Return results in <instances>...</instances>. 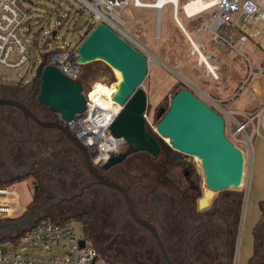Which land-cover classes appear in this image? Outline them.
Returning a JSON list of instances; mask_svg holds the SVG:
<instances>
[{"label":"rangeland","instance_id":"obj_1","mask_svg":"<svg viewBox=\"0 0 264 264\" xmlns=\"http://www.w3.org/2000/svg\"><path fill=\"white\" fill-rule=\"evenodd\" d=\"M141 1L153 2L154 0ZM185 1L186 0H179L180 5ZM21 5L25 9L27 16L26 20L17 28V33L27 45L30 59L27 66L21 69L1 67V84H13L20 81V83H24L29 80L35 73L36 66L40 61L42 53H46L52 48H62L68 50L74 48L80 43L83 39L84 33L90 27L88 23L91 21L92 13L91 11L84 10L85 5L80 0H21ZM208 13L209 10L205 11L203 14L186 17L182 10L179 9L178 20L184 26L185 30H187L190 35L194 36V31L205 20ZM119 14L127 23L123 26V31L126 34V37L130 41L137 44L149 59L147 74L140 87L145 91L147 97L145 115L149 121V126L153 131V135L162 146L163 156L152 157V155L148 156L146 153L141 155L143 161L149 165L151 174L153 176L155 175V177L151 178L148 184L149 189L147 188L145 192H148L149 190L150 194L155 192V195L152 199L148 200V203L147 205H144V208L140 209L148 213H157L161 215L163 211L161 208V201L164 199L163 197L165 194L169 193L170 190L173 189V194L176 199H179L181 193L175 188L169 179L167 180L161 175L164 167L163 162L166 158L169 159V155L171 153L170 151L173 148L169 145L168 137L160 135L155 131V126L159 120L157 113H159L161 109L165 111L169 107L170 99L176 94L178 89L187 86L192 87L190 81L195 82L197 80L194 74L198 75L200 83L208 93H216L218 85L224 80V76L222 75L223 71H219V74L221 75V79L219 81H214L211 77L203 74L204 67L196 65L197 57L189 53L190 43L187 41L180 25L174 20L170 4H165L160 11L159 33H157L158 14L153 8L134 7L130 1L119 10ZM53 31H55L54 35H52ZM205 44V51L210 50L213 46L211 41H206ZM87 66L89 68L88 70L94 72V80L86 86V89H90L91 86L98 82L106 86L115 85L117 80L116 71L110 68L106 63L101 60H95L89 62ZM18 73L23 75L20 80L17 78ZM230 75H232V73ZM37 94L38 92L35 93V101ZM219 104L226 110L231 109V107H235L236 105L235 100L228 99L225 102H219ZM11 114H13L11 119H14V122L17 121L18 125H20L21 122L18 113L17 116H15V112L11 108L0 106V122L1 120L3 122L5 120H9L8 116ZM234 116L236 117V115ZM22 123L23 127H25V121L22 120ZM225 123H227V120H225ZM35 131L36 132L33 133L32 138L24 144L21 151L26 153L27 151L38 150L39 148H32L31 145L34 142H41L40 139L45 141L48 145L55 146L56 150L58 147H62L66 142L64 137L57 132L49 130L43 131L39 135L40 131H37L36 129ZM224 131L225 135L234 144L244 146L245 136L239 132H234L235 125L231 124L229 127L228 123L227 125L225 124ZM22 137H28V131L25 128H23ZM6 140L7 139L0 134V183L16 185V189L19 194V201L22 207H28L32 196L38 194V192L33 190L34 184H36L42 192L44 191V206L56 203V208L59 207L62 209L69 207L70 203L80 202L78 198H74L70 201L65 199L62 200V198L67 197L68 193L71 191L70 186L72 187L73 192H78L79 190V184L72 185L73 179H71L72 176L69 169L60 171L54 168L45 167L44 169H41L44 176L41 177L39 175V177H37L39 179L34 176L32 177L35 179H32V177L27 178L24 173L25 169L17 170V168H22V166L24 167L27 164L28 156L21 155L22 158L14 157L11 152V146H8L5 149ZM251 142L252 140L249 139V142L245 144L246 146L244 147L246 148V152L248 151L247 149L250 148ZM121 150L123 151V147ZM15 153H17V151ZM185 156L190 158L196 172L201 178V196L197 200L198 203L196 202L195 209L199 212L210 210L213 199L218 196L220 191L214 192L204 186L200 159L196 156H189L186 154ZM61 162L64 163L63 159H61ZM20 164L22 165L20 166ZM77 164H80V160ZM79 168L82 167L79 166ZM34 169H36L35 173L37 175L40 167L36 166ZM15 173L22 174L14 175ZM13 180L16 181L11 182ZM150 188L155 191L151 192ZM203 188L213 194L209 202L205 205L200 199L203 196ZM242 190H244V187ZM88 192L101 195V198L96 204L97 209L103 206L106 202L109 204L107 208H104L109 212V221L113 225V229L115 231L112 250L118 251V255L121 257H123V254L127 252L130 259L131 254L134 256L137 253L142 257V253L146 256L150 253V257H148L145 262H135L136 260H133L130 264H164L160 253L154 246L152 247V243L146 245V243L150 241V235L145 230L134 225L131 222V219L127 216L124 200L118 192L100 184L87 187L84 193L87 194ZM102 197L104 199H102ZM140 201L141 198L137 199L136 197V202L139 203ZM199 202H201L200 206ZM248 203V194L247 191H245L238 236L236 240V249L233 255V262H237L238 264L246 263L252 253V231H250L249 226L245 227L247 224V218L245 221V215L249 207ZM34 208V205L28 208L27 213H29L30 216L34 211ZM188 210L192 213L190 205ZM95 211H93V209L86 211V213L90 216V231L92 228L96 229L101 225L100 218ZM47 213L48 214L43 213L36 216L57 218L65 215H71L74 217L78 212L74 213L70 211L53 213L49 211ZM118 223H121L120 227H118ZM116 227L117 231L115 230ZM2 229L3 228H0V237L2 234L6 233V231L11 230L10 228L7 230ZM131 232L133 236V233H137L133 242H131ZM91 244H93V241L91 242L90 239V241H87V245ZM133 245L143 246L141 247V251L143 252H138L133 247L131 248ZM146 249L150 252H147ZM110 259L113 258L111 257ZM177 259L180 260L179 257H177ZM118 261L119 258L116 261H109L102 253L99 252L96 260L93 263L90 262L88 264H119L120 262ZM260 262H264V251L262 252ZM121 264H125V262Z\"/></svg>","mask_w":264,"mask_h":264},{"label":"built area","instance_id":"obj_2","mask_svg":"<svg viewBox=\"0 0 264 264\" xmlns=\"http://www.w3.org/2000/svg\"><path fill=\"white\" fill-rule=\"evenodd\" d=\"M80 1L85 5L84 10L92 13L89 23L96 25L99 22H104L124 36L126 34L123 31V26L127 23L119 14V10L130 1L134 7L155 9L158 14L159 25L160 11L165 4L171 5L172 16L176 22H179L177 15L179 9L186 17L203 14L209 10L205 20L196 28L194 38L185 30L183 31L190 43L189 53L197 57L196 64L203 66L204 74L212 79L218 78L219 66L216 57L205 51V42L211 41L223 52L237 50L236 39L245 41L248 35L246 33L237 35L231 31L230 28L233 24L238 20L241 22L264 21V7L255 0H203L205 2L203 9L191 15H188L184 9V4L188 0L181 5L179 0H154L153 2H142L141 0ZM26 16L27 13L21 5V0H0V68L21 69L27 66L30 59L28 47L17 33V28L26 20ZM77 46L70 50L59 48V50L52 52L47 64L52 63L62 73L75 80L80 67L75 62ZM42 54L46 55V53ZM262 74L264 75V69ZM22 76L21 73H18L17 78L20 80ZM32 77L24 83H30ZM92 87L86 93L84 92L86 101L85 109L82 112L75 113L71 119H63L57 114V119L67 126L86 147L92 163L102 165L111 155L120 152L125 142L123 137L114 136L109 130V125L121 106L119 105L118 109L100 106L90 95ZM190 87L187 86L191 90ZM200 98L222 114L229 127L231 124L235 125L234 132H239L245 136V144L249 142L250 138L245 132L248 121H238L209 96L202 94ZM144 116L149 123L145 114ZM253 118L254 116H251L249 121H252ZM227 123L225 124L227 125ZM245 163L244 155L241 188L245 181ZM25 209L20 204L16 185L0 183V223L3 221L11 223L23 221L10 220L19 217ZM80 240H83V246H80ZM87 241L90 239L84 234L83 224L75 217H58L56 219L45 217L32 222L21 234L8 233L5 238L0 240V264L92 263L96 260L99 251L93 244L87 245Z\"/></svg>","mask_w":264,"mask_h":264},{"label":"water","instance_id":"obj_3","mask_svg":"<svg viewBox=\"0 0 264 264\" xmlns=\"http://www.w3.org/2000/svg\"><path fill=\"white\" fill-rule=\"evenodd\" d=\"M54 34L55 31L52 32V35ZM45 56L41 55L30 85L33 87L36 82L39 84L37 101L48 106L63 119H71L75 113L85 109L86 99L82 86L52 63L46 64ZM95 60L103 61L119 73L111 97L121 108L109 125L111 134L123 137L136 151H146L152 156H157L161 147L159 141L145 129L147 97L140 87L147 74L148 57L137 44L122 33L104 22H99L80 41L75 58L79 66ZM0 105L14 106L20 109L25 117H31L37 123L54 127L65 134L82 152L86 169L96 178V182L120 192L131 219L148 230L166 264H174L157 228L138 213L127 188L104 178L95 170L86 147L67 126L58 119H39L22 102L12 98L0 97ZM158 116L155 131L168 137L169 145L173 149L200 159L203 182L208 189L214 192L241 189L243 151L225 135V120L222 114L189 88L181 87L170 99L169 107L165 111L161 109ZM124 157L125 154L120 151L111 155L102 165L107 168L122 161ZM35 217L33 214L28 219L15 223H27ZM9 224L11 222L3 221L0 228ZM83 243V240H80V246H83Z\"/></svg>","mask_w":264,"mask_h":264},{"label":"flooded vegetation","instance_id":"obj_4","mask_svg":"<svg viewBox=\"0 0 264 264\" xmlns=\"http://www.w3.org/2000/svg\"><path fill=\"white\" fill-rule=\"evenodd\" d=\"M23 84L25 83L0 85V97L12 98L22 102L35 116L43 121H57L56 112L48 109L46 106L41 104V102L36 100L38 102L37 103L34 100L36 90L39 88L38 82H36L33 87L29 85V88H24ZM0 106L11 108L15 112L14 115L17 116L18 113V116L20 117V125H18L17 121L14 122V119H11L13 114L8 116L9 120H5L4 122L1 120L0 122V134L7 139L5 149L8 146H11V152L14 157L22 158L23 155L28 156L27 164L24 167L22 166V168H17V170L25 169V177L28 178L34 176L37 178L39 175L41 177L44 176V173L41 171V169H44L45 167L54 168L60 171L69 169L72 176L71 179H73L72 185L79 184L78 192H73L72 187L70 186L71 191L68 193V196L63 197L62 200L65 199L70 201L74 198H78L80 202L70 203L69 207L62 209L59 207L56 208V203L44 206V191L42 192L41 189L36 184H34L33 190L38 192L40 196L39 201L34 204L35 208L32 215L43 213L48 214L47 212L49 211L53 213H63L70 211L76 213L86 212L92 209L95 211L96 209L95 212H97V215L100 218L101 225L99 228H92L90 231V239L91 242L93 241V244L97 250L102 253L109 261H116L119 258V261L125 262V264H130V262H133V260H136L135 262H145L148 257H150V253L147 256L142 253L143 258L140 256V254L138 255L136 253L134 256L131 254L130 259L127 252L123 254V257H121L118 255V251L112 250V246L114 245L113 236L115 231L113 229V225L109 221V212L104 208H107L109 204L106 202L103 206L97 209L96 204L101 198V195L89 192L87 194L84 193L87 187L99 183L96 182V178L86 169L85 160L80 149L60 130L54 127L43 126L37 123L31 117H25L23 112L14 106ZM22 120L25 121V127H23ZM23 128L28 131L27 138L22 137ZM35 129L40 131L39 135L43 131L51 130L57 132L64 137L66 142L62 147H58L56 150L55 146L48 145L45 141L40 139L41 142H34L31 145L32 148H39L38 150L27 151L26 153L21 151V149L24 147V144L28 142V140L32 138L33 133L36 132ZM16 151L17 153H15ZM122 152L125 154V157L122 161L107 168H104L103 165H94V168L104 178L116 181L122 186L126 187L127 191L135 202L136 197L137 199L141 198L139 203L136 202L135 207L142 217L148 219L155 225L174 264H238L237 262H233V258L231 259L229 255V241H227L226 230L222 222L215 216V213L210 210L199 212L196 209H192V213L189 212V200L185 196V193L180 192L181 196L179 199H176L175 195L173 194V189H171L169 193H166L163 197L164 199L161 201V208L163 210L161 215L142 211L140 208H144V205H147L148 200L152 199L155 195V190L152 188H150V191L154 192L153 194H150L149 190L148 192H145L149 186L148 184L151 178L155 177V175L153 176L151 174L149 165L143 161L141 155L146 153L149 156L150 154L146 151H136L134 149H130L128 152ZM61 159H63L64 163L61 162ZM79 160L80 164H77ZM21 165L22 164H20V166ZM36 166L40 167L39 173L37 175L35 173L36 169H34ZM79 166L82 168H79ZM20 174L15 173L14 175ZM161 175L168 180L163 172ZM32 179L35 178L32 177ZM107 188L113 189L110 187ZM113 190L120 194L118 190ZM102 199L104 198L102 197ZM126 214L131 219L127 213V210ZM131 222L137 227L145 230L150 235L147 229L136 224L132 219ZM13 225L16 224L11 223L2 230L9 229ZM120 225L121 223H118V227H120ZM115 230L117 231V227ZM133 234L134 236L131 232V242L134 241L137 233ZM150 243H152V247L154 246L155 249L160 253L151 235L150 241L147 242L146 245H149ZM132 247L138 252H143L141 251V247L143 246L133 245L131 248ZM146 251L150 252L148 249H146ZM110 256L113 259H110ZM161 257L162 262L166 264L162 255ZM177 257H179L180 260H178ZM242 264H264V262H260L259 260L257 262H246Z\"/></svg>","mask_w":264,"mask_h":264},{"label":"crops","instance_id":"obj_5","mask_svg":"<svg viewBox=\"0 0 264 264\" xmlns=\"http://www.w3.org/2000/svg\"><path fill=\"white\" fill-rule=\"evenodd\" d=\"M255 1L264 7V0ZM177 23L182 30H185L180 21ZM230 30L237 35L246 33L248 37L245 41L236 39L237 50L223 52L212 43V48L207 51L216 57L219 66L218 78L212 80L219 81L221 79L219 71H223L224 80L218 85L216 93H208L196 74L194 75L197 80L195 82L190 81L192 85L190 88L200 97L204 94L213 98L218 104L227 99L235 100V107H231L228 109L229 111L225 110L233 116L236 115L234 117L240 122L248 121L245 132L252 140L251 146L247 152L244 147L245 144H243L244 146H237L244 152L246 159V179L243 191L244 193L247 191L249 207L245 215V221L247 218L245 227L249 226L250 231H252L260 215L258 202L264 199V75L262 74L264 69V21L241 22L238 20ZM185 31L189 34L187 30ZM190 36L194 38L195 34ZM250 69L251 72H249ZM231 73L232 75H230ZM16 83L19 84L20 82ZM0 85L12 84L0 83ZM219 106L222 107L220 104ZM251 116L254 118L249 121Z\"/></svg>","mask_w":264,"mask_h":264},{"label":"trees","instance_id":"obj_6","mask_svg":"<svg viewBox=\"0 0 264 264\" xmlns=\"http://www.w3.org/2000/svg\"><path fill=\"white\" fill-rule=\"evenodd\" d=\"M186 2V1H185ZM184 2V3H185ZM183 3V4H184ZM178 15V12H177ZM90 26L89 29L84 33L83 38L86 34L92 29L94 26L91 23H88ZM59 50V48H55L54 50H50L46 52V64L48 62L49 55ZM88 63L82 64L79 67V74L75 81L82 86L83 92H87L89 89H86V86L90 84L94 80V72L88 70ZM30 83L23 84L24 87H29ZM91 88V87H90ZM36 92H39V88H37ZM37 100V99H36ZM43 104V103H41ZM44 105V104H43ZM46 106V105H44ZM48 108V106H46ZM50 109V108H48ZM158 114V113H157ZM150 124L145 121V129L148 134L153 136V131L151 130ZM160 152L157 156H163L162 146L160 144ZM130 149H133L129 144L124 142L123 151L128 152ZM169 155V159H165L163 174L173 183L175 188L179 190V192L185 193V196L189 200V205L192 209L195 210L197 199L201 196V178L200 175L196 172L193 163L191 162L189 157H186L185 154L178 152L176 150L171 149ZM156 157V156H152ZM13 180L11 182H14ZM40 194H35L31 201L26 207L25 211L19 216L10 221H20L27 219L30 214L28 212V208L34 205L39 201ZM213 194L209 193L206 189L203 188V196L201 197V202L203 204H207ZM244 198L243 190H222L219 192L218 196H216L212 204L210 206V210L215 213V216L222 222L225 227L227 234V241H229V255L231 259L233 258L234 251L236 249V240L238 236L239 223L242 212V204ZM258 207L260 211L259 218L257 222L254 224L252 228V253L248 258L247 262H257L262 258V252L264 251V199L259 200ZM71 215H65L61 217H68ZM76 219L80 220L83 224V231L87 238L90 239V224L89 219L90 216L86 212H78L74 216ZM45 216H36L32 221L22 224L13 225L6 233L2 234L0 240L5 238L8 233L21 234L24 229L30 225L32 222L38 221L39 219H43ZM52 218V217H51ZM58 218V217H57ZM56 219V218H52ZM7 230V229H6ZM119 264L123 263L121 261Z\"/></svg>","mask_w":264,"mask_h":264},{"label":"bare ground","instance_id":"obj_7","mask_svg":"<svg viewBox=\"0 0 264 264\" xmlns=\"http://www.w3.org/2000/svg\"><path fill=\"white\" fill-rule=\"evenodd\" d=\"M205 2L203 0H188L184 4V9L188 15L194 14L203 9ZM117 80L119 79V73L116 71ZM116 80V82H117ZM115 82V85H116ZM115 85L106 86L101 83H95L92 87L91 96L94 97L95 101L104 108L118 109L119 104L113 101L111 95L115 89ZM204 184V182H203ZM205 186V184H204ZM206 187V186H205ZM207 188V187H206Z\"/></svg>","mask_w":264,"mask_h":264}]
</instances>
